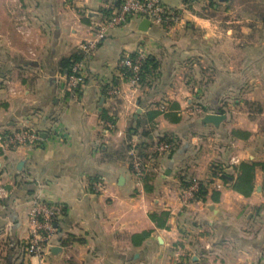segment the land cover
I'll list each match as a JSON object with an SVG mask.
<instances>
[{
	"label": "crops",
	"instance_id": "0c3cea01",
	"mask_svg": "<svg viewBox=\"0 0 264 264\" xmlns=\"http://www.w3.org/2000/svg\"><path fill=\"white\" fill-rule=\"evenodd\" d=\"M163 2L179 20L109 28L72 93L63 59L119 0H0V134H41L0 147L4 264L37 262L22 254L37 199L63 206L44 264H264V31L239 0ZM139 53L156 67L133 86L119 61ZM193 179L205 192L186 198Z\"/></svg>",
	"mask_w": 264,
	"mask_h": 264
},
{
	"label": "built area",
	"instance_id": "2783aa9c",
	"mask_svg": "<svg viewBox=\"0 0 264 264\" xmlns=\"http://www.w3.org/2000/svg\"><path fill=\"white\" fill-rule=\"evenodd\" d=\"M179 9L166 5L163 0H119L117 9L103 22L97 23L95 36L85 40L80 45V58L74 59L67 74V86L69 91L76 93L83 83V69L85 59L93 54L99 44L105 39L109 28L125 25L133 19H149L151 23L172 25L179 20ZM146 57L143 53L132 56L126 54L121 57L119 67L121 74L126 77L133 86L140 84L141 71ZM41 139L40 132L30 128L7 129L0 134V147L3 149L14 148L33 144ZM173 142L162 141L156 146L157 153H168L173 149ZM132 166L138 176H143L145 165L138 156L135 147L131 148ZM98 188L101 183H98ZM198 179L183 190L186 198H192L199 191ZM63 213V206L59 203L47 202L37 199L29 211V236L24 242L25 254L36 258L34 264H44L45 250L57 231L56 219ZM180 260V256H176Z\"/></svg>",
	"mask_w": 264,
	"mask_h": 264
},
{
	"label": "trees",
	"instance_id": "16d2710c",
	"mask_svg": "<svg viewBox=\"0 0 264 264\" xmlns=\"http://www.w3.org/2000/svg\"><path fill=\"white\" fill-rule=\"evenodd\" d=\"M135 55L136 54H132V56H135ZM79 58H80V55H76L73 57H68V58L63 59L64 64L66 65V68H68V73L70 72V67L73 64V60L79 59ZM150 67L154 68V67H156V65H155L154 60L151 57H147L145 59V62H144V65H143V68L141 71L140 83L145 80L147 74L149 73ZM241 168H243V170H245L246 176H248L249 173H251L252 170H254V165H250L246 162H243L241 164ZM204 192H205L204 187L201 186L199 191H198L199 196L204 194ZM169 215H170V213L168 211L153 212V213H151V218L153 221H155V223L157 224L158 227H167L168 226L167 221H168ZM150 233H151V231H145V232L141 233L140 235L141 236H148ZM22 254H25L23 245H22ZM10 264H12V263L10 262Z\"/></svg>",
	"mask_w": 264,
	"mask_h": 264
},
{
	"label": "rangeland",
	"instance_id": "374dc122",
	"mask_svg": "<svg viewBox=\"0 0 264 264\" xmlns=\"http://www.w3.org/2000/svg\"><path fill=\"white\" fill-rule=\"evenodd\" d=\"M245 4V8H240L239 10L243 13L248 12L251 16H253L255 28L259 31H264V0H239ZM258 109V107H256ZM4 248L2 247L0 250V264H4L3 257Z\"/></svg>",
	"mask_w": 264,
	"mask_h": 264
},
{
	"label": "water",
	"instance_id": "95a60500",
	"mask_svg": "<svg viewBox=\"0 0 264 264\" xmlns=\"http://www.w3.org/2000/svg\"><path fill=\"white\" fill-rule=\"evenodd\" d=\"M142 24H143L142 29L146 30L150 26L151 21L149 19H143ZM226 118H227V115L223 113H216V112L207 113L203 117V121L206 123H212L218 126Z\"/></svg>",
	"mask_w": 264,
	"mask_h": 264
}]
</instances>
